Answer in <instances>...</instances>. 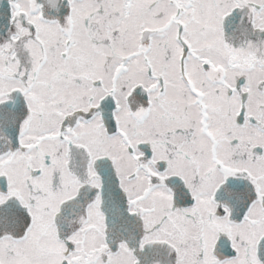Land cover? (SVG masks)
<instances>
[{
	"label": "snow or ice",
	"instance_id": "1",
	"mask_svg": "<svg viewBox=\"0 0 264 264\" xmlns=\"http://www.w3.org/2000/svg\"><path fill=\"white\" fill-rule=\"evenodd\" d=\"M0 264H264V0H0Z\"/></svg>",
	"mask_w": 264,
	"mask_h": 264
}]
</instances>
